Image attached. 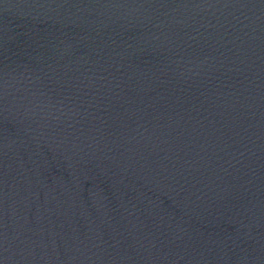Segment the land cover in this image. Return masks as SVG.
Here are the masks:
<instances>
[{
    "label": "water",
    "instance_id": "water-1",
    "mask_svg": "<svg viewBox=\"0 0 264 264\" xmlns=\"http://www.w3.org/2000/svg\"><path fill=\"white\" fill-rule=\"evenodd\" d=\"M0 264H264V0H0Z\"/></svg>",
    "mask_w": 264,
    "mask_h": 264
}]
</instances>
